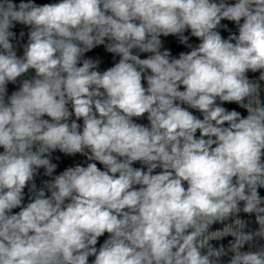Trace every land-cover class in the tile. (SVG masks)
Masks as SVG:
<instances>
[{
	"label": "clouds",
	"instance_id": "1",
	"mask_svg": "<svg viewBox=\"0 0 264 264\" xmlns=\"http://www.w3.org/2000/svg\"><path fill=\"white\" fill-rule=\"evenodd\" d=\"M0 264H264V0H0Z\"/></svg>",
	"mask_w": 264,
	"mask_h": 264
}]
</instances>
